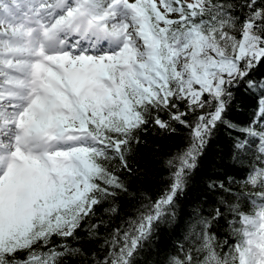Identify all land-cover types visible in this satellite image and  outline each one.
I'll list each match as a JSON object with an SVG mask.
<instances>
[{
	"label": "snow or ice",
	"instance_id": "obj_1",
	"mask_svg": "<svg viewBox=\"0 0 264 264\" xmlns=\"http://www.w3.org/2000/svg\"><path fill=\"white\" fill-rule=\"evenodd\" d=\"M262 63L264 0H0V264H133L176 222V198L219 124L241 134L238 155L258 140L264 165V76L252 77ZM241 86L257 98L243 128L225 119ZM172 121L189 128V143L167 161L164 194L102 238V258L73 247L96 206L127 191L105 162L127 169L138 131H175ZM244 184L260 191L209 183L218 199L191 207L166 264H264V166ZM102 225L87 223V239Z\"/></svg>",
	"mask_w": 264,
	"mask_h": 264
},
{
	"label": "trees",
	"instance_id": "obj_2",
	"mask_svg": "<svg viewBox=\"0 0 264 264\" xmlns=\"http://www.w3.org/2000/svg\"><path fill=\"white\" fill-rule=\"evenodd\" d=\"M229 2L239 3L240 0H229ZM260 2L261 0H258V4ZM261 76H264V63L252 73V77ZM233 92L234 98L225 114V119L243 128L251 123L257 98L245 92L243 86L233 89ZM180 110L186 111L185 106L180 105ZM199 114L200 112L197 111L196 115ZM160 116L163 120L169 119L167 112L160 113ZM185 118L192 121L194 116L189 113ZM172 127L175 131H164L149 124L145 129L139 130L137 135L140 142L134 143L132 151L127 154V169L120 166L118 159L105 162L106 167L125 184L127 191L117 190L114 198L96 206L95 216L90 221L84 222L76 233L81 238L80 242L69 241L73 247L82 248L89 257L92 252H96L102 258L103 253L99 247L103 243L102 238L119 227L123 221H127L129 217H134L142 204L155 201L164 194L170 183V169L167 161L189 143V128L175 121H172ZM238 136H241L239 132L230 131L223 124L217 126L198 157L197 166L191 172L185 191L176 198V222L172 225H160L152 240L136 254L133 264H166L169 255L180 254L178 245L183 242L185 232L183 225L188 220L191 207L201 204L207 209L219 197L218 190L209 188L210 182H222L225 187L230 185L232 193L260 191L259 188L244 184L253 165L264 166L256 161L258 140L250 139V148L238 155L233 148L234 140ZM233 201L235 202L234 197ZM239 203L243 211L251 208L250 203L243 198ZM112 205L117 207V212L105 213L104 209ZM99 219L106 222V226L102 225L98 229L100 238L87 239L84 228L87 223H97ZM220 232H223V229H220ZM54 239L56 243H60L58 238ZM23 255L21 254L18 258H23ZM64 264H92V261L90 259L85 261L83 256L77 255L65 258Z\"/></svg>",
	"mask_w": 264,
	"mask_h": 264
},
{
	"label": "rangeland",
	"instance_id": "obj_3",
	"mask_svg": "<svg viewBox=\"0 0 264 264\" xmlns=\"http://www.w3.org/2000/svg\"><path fill=\"white\" fill-rule=\"evenodd\" d=\"M189 2H191V0H189ZM169 18H173L174 19V18H177V17H176V14H170Z\"/></svg>",
	"mask_w": 264,
	"mask_h": 264
}]
</instances>
